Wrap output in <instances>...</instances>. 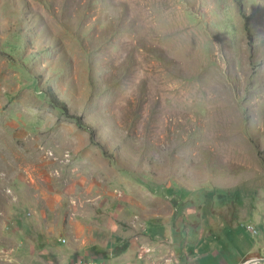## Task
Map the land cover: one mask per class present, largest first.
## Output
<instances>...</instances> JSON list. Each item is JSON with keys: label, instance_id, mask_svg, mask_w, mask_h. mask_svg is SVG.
<instances>
[{"label": "rangeland", "instance_id": "374dc122", "mask_svg": "<svg viewBox=\"0 0 264 264\" xmlns=\"http://www.w3.org/2000/svg\"><path fill=\"white\" fill-rule=\"evenodd\" d=\"M195 247L264 257V0H0V264Z\"/></svg>", "mask_w": 264, "mask_h": 264}, {"label": "crops", "instance_id": "0c3cea01", "mask_svg": "<svg viewBox=\"0 0 264 264\" xmlns=\"http://www.w3.org/2000/svg\"><path fill=\"white\" fill-rule=\"evenodd\" d=\"M156 247H157V244H155V248ZM201 250H203V251H201ZM192 251H193L195 256H197L199 254L201 255L200 257L203 260L200 258V262H201L200 264H227V262H224L223 258H217L216 254L211 249L195 247V248H192ZM127 254H128L126 256L127 257V260H126L127 263H129V264H143V263L139 262V260H136L137 258L135 259L134 256H131V254H133V253L129 254V251H128ZM158 255H160V251H159ZM215 258H216V260H215ZM212 259L215 261H212ZM132 261H134L135 263H133ZM112 263H115V262H112ZM187 263L188 262H185V261L181 262V264H187ZM122 264H124V263L122 262ZM144 264H161V263L159 262V259L156 258V259L151 260V261H146V262H144ZM171 264H174V263H171ZM189 264H190V262H189Z\"/></svg>", "mask_w": 264, "mask_h": 264}, {"label": "built area", "instance_id": "2783aa9c", "mask_svg": "<svg viewBox=\"0 0 264 264\" xmlns=\"http://www.w3.org/2000/svg\"><path fill=\"white\" fill-rule=\"evenodd\" d=\"M71 264H117V263H112V262H102L99 260H92V259H77L76 261H74Z\"/></svg>", "mask_w": 264, "mask_h": 264}, {"label": "water", "instance_id": "95a60500", "mask_svg": "<svg viewBox=\"0 0 264 264\" xmlns=\"http://www.w3.org/2000/svg\"><path fill=\"white\" fill-rule=\"evenodd\" d=\"M258 260H264V257H260V258H250L248 260V262H249V264H252L253 262L258 261Z\"/></svg>", "mask_w": 264, "mask_h": 264}, {"label": "bare ground", "instance_id": "6f19581e", "mask_svg": "<svg viewBox=\"0 0 264 264\" xmlns=\"http://www.w3.org/2000/svg\"><path fill=\"white\" fill-rule=\"evenodd\" d=\"M248 264H249V262H248Z\"/></svg>", "mask_w": 264, "mask_h": 264}]
</instances>
